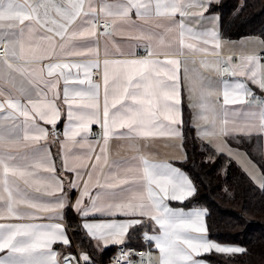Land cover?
<instances>
[{
  "label": "crops",
  "instance_id": "1",
  "mask_svg": "<svg viewBox=\"0 0 264 264\" xmlns=\"http://www.w3.org/2000/svg\"><path fill=\"white\" fill-rule=\"evenodd\" d=\"M217 1L211 0V4ZM18 2L25 5H35L38 0H18ZM39 2H44V0H39ZM72 2L76 3L79 0H72ZM190 2L191 6H187ZM200 2L206 4L207 0H200ZM52 3L63 5L65 8L68 6V0H52ZM92 3L94 11L89 10L88 0H84L81 15L77 17L72 25L68 26L69 32L65 34L63 39L56 35V29L59 23L66 22L57 15L54 9L49 10L47 20L43 16L44 9H40V19L44 25L43 27L36 24L35 20H25L23 24L18 20L0 21V36L3 37L0 39V44L2 40L5 41V56L0 58V90L4 93L0 95V101L7 100L9 98L8 94L11 93V97L20 98V103L26 105L29 109L28 117L21 115L19 110L8 109L7 105L0 111V155L5 157V163L10 167L24 173L23 176H20L9 172L7 174L9 187L13 189L14 197L22 195L24 199L33 203L54 204L58 198L65 199L63 208L50 211H40L30 208L27 204H19L16 206L18 212L33 215L9 218L5 207L7 193H3V185L0 184V193H3L5 197L4 200H0V215L5 217L0 218V224L5 225V227L8 225L46 226L59 224L65 230L70 241V247L61 242L51 245L52 251L57 253L56 259L59 264L69 252L75 255L88 254L77 246L71 236L66 221L69 211L79 217L81 228L97 253L118 245L109 243L105 246L103 240L93 239L87 235V230L83 228V224L123 223L126 222L128 217L120 212L115 215H104L96 212L84 217L80 211H77V201H80L81 209L90 208L92 200H96L97 204L111 202L105 199L104 194L106 193H113L120 188L128 189L132 185L143 184V181L133 179L134 176L142 173L143 166L140 160L136 159L138 156L142 155L153 164H170L185 173L178 166V163L185 158L183 138L179 136H156L148 139L110 138L105 153L101 154L100 149L104 146V133L101 124L103 120V72L105 61L111 63L127 59H152L163 62L166 59H179L181 67L178 80L179 104L177 107L180 111V119L183 121L186 110L189 116V124L201 141L233 160L257 187L262 188L261 184L263 183V176L257 164L244 150L231 145L229 139L255 136L261 140L264 133L256 134L253 131L250 135H244L240 132L221 135L219 131L220 129H228L231 132L234 128L243 129L251 127L252 124H259L258 115L260 102L264 101V90L257 83H253L249 77L251 72L254 71L257 80L264 79V62L259 57L264 54V40L257 36H248L238 40L222 38L218 28V16L209 13V7L205 11L204 8L197 6L196 0H133L134 4L141 6L139 8L131 7L127 16L120 14L124 9L117 7V5H128L129 0H103V3L102 0H92ZM158 3L161 5L160 14H157L156 11ZM172 3H180L186 14L181 15L179 11L174 14L171 13ZM104 4L109 7L102 11ZM26 10L30 11L27 8ZM138 13H143V15ZM52 20L57 21V24H53ZM98 20L110 22L111 29L99 32L97 28ZM82 22H85L84 28L91 27L93 23L95 24L97 29L95 36L77 37L69 42L76 45L85 43L94 45L93 51L79 57L63 55L67 45L64 48L61 45L69 40L73 29L83 30L78 28ZM181 24L184 30L183 37H181ZM28 26H31V28ZM48 28H52L53 31L49 32ZM21 29L25 30L23 39L18 35ZM212 30L217 33L219 48L214 47V41L210 36L205 37L202 35ZM14 33L17 35H13ZM181 39L184 41L183 45H181ZM205 39L208 40L207 44L204 43ZM188 44L193 45V47L188 48ZM52 46H54V50H52ZM176 49H180L185 54L179 56L169 54ZM44 50H51L53 57L59 56L60 59L54 61L33 59L34 54L38 55ZM129 51L133 53L132 56L126 55ZM149 51L153 53L152 56L148 55ZM121 53L125 55H121ZM252 55L257 57V63L241 64V61ZM229 57L233 61L232 71L225 72L224 69L230 67L224 63ZM50 62H77L86 65H99L98 68H89L88 72L92 83L99 84L97 103L101 122L90 124L89 131L81 130L79 135L72 139L66 137L64 133L77 126L80 121L76 119L68 120V105L64 103L63 89L67 86L72 94L75 92L87 93L89 91L87 82L83 84L75 82L78 79H85V70L83 68H72L70 71L63 70L72 78L73 82L65 85L61 78L57 88L48 91L43 83H39V78L42 65ZM9 64L12 65L11 68L8 67ZM223 66L224 68H222ZM170 67L169 65L156 66V70L161 73L159 79L165 80L169 84L172 81H167L164 72ZM217 67H219V71L216 70ZM185 68L188 70V80L195 87V92L191 97L185 82ZM112 71L113 69H110V114L115 113L117 109H121L122 103L130 104V101L124 100L122 103H117L115 108L112 107V88L116 80V77L111 75ZM95 72L98 73V77L93 80L92 77ZM43 79L52 80L54 77H48L45 69ZM29 81H32V83ZM238 83H243L246 89L251 92V95L246 94L241 89H235V85ZM202 84H210L211 89H202ZM225 84L228 85V90L231 93L230 98L235 97L241 102L224 104ZM115 86L118 87V85ZM36 87L46 92L49 100L52 99L54 92L59 96V99L55 100V105L59 108V119L54 127L52 124L45 123L44 120H41L38 115L32 112V105L28 103L27 99L22 98L20 90L24 89L31 94L33 100L40 101L42 97L35 95ZM209 91L211 94H209ZM202 94L203 99L201 98ZM117 98H119L118 94ZM75 99L78 104L74 105V116L92 111L91 108L84 107L85 104L91 103L88 96L75 97ZM204 101L211 105V110L208 112H202L198 106ZM191 105L197 106L192 107ZM39 108L41 111L49 112L45 104H39ZM8 113H12L11 118H8ZM253 114H255V117ZM201 116L206 118L201 119ZM48 118H51L50 112ZM160 123L167 125L168 121L163 120L161 116ZM194 124L199 128V132L193 127ZM172 127H178L183 133V123L178 126L172 125ZM36 128L46 130L48 132L47 138H41L38 141L25 140V135L33 137L37 134ZM116 132L126 133L127 129H116ZM41 149L48 151L49 164L54 170H49L47 165L37 167L40 163L39 152ZM97 156L101 157L99 161L96 160ZM130 168L140 169L141 172L129 171ZM3 175V169L0 168V177ZM117 177H129V180L125 184L118 185L117 188L107 187V184ZM70 183L75 184L76 187L69 189L68 185ZM57 184L61 185V190H56ZM85 185L87 186V194L81 200V193L85 191ZM66 193H70V198H65ZM130 194L137 197L143 196V203L145 205L150 204L146 188L134 189ZM164 203L173 210L182 209L188 212L193 209L176 206L180 203L175 201L165 200ZM194 208L203 209L200 207ZM153 214H155L154 211ZM137 218L145 222L144 227L140 230L141 239H143L144 231H147L149 235L161 234L159 226L154 221L148 220L146 217ZM204 223L206 225V215ZM138 228L140 226L129 229V234H136ZM189 235L199 238L201 234L190 233ZM133 236L135 235H131V239ZM16 239H23V237H16ZM127 242H129V239L125 238L124 243ZM221 245L240 247L230 244ZM181 247L185 246L182 245ZM46 251V249L37 248L33 255L38 257ZM210 253L216 252L203 253L194 258L199 261H207L205 256ZM7 255V249L0 252V256ZM160 256L161 253L155 247V242H153V249L148 254L150 264H160Z\"/></svg>",
  "mask_w": 264,
  "mask_h": 264
},
{
  "label": "snow or ice",
  "instance_id": "2",
  "mask_svg": "<svg viewBox=\"0 0 264 264\" xmlns=\"http://www.w3.org/2000/svg\"><path fill=\"white\" fill-rule=\"evenodd\" d=\"M103 3V0H102ZM197 6L204 8L205 11L211 6V0H207V3H201L200 0H196ZM88 6L90 11H94L92 0H88ZM141 5L134 4L133 0H129L128 5H117L122 7L124 11L120 13L123 16H127L128 11L131 7L139 8ZM191 6V2L187 5ZM84 7V0L73 3L72 0H68V6L65 8L63 5H57L52 3V0H44V2H38L35 5L32 4H21L18 0H0V21L3 20H18L21 24L25 20H35L36 24L43 27V23L40 19V9H44L43 16L45 20L48 19V13L50 9H54L57 15H59L66 23H59L56 29V35L62 39L65 34L69 32V25L81 15ZM109 7L107 4L103 5L102 11ZM30 9V11H27ZM161 5H156L157 14H160ZM179 11L181 15H185V9L180 3L171 4V13ZM143 15V13H138ZM53 24H57V21L52 20ZM82 22L78 28L83 30L73 29L70 33L69 40L65 41L61 45L62 48L67 45L66 51L63 52L65 56L79 57L84 56L88 52L93 51L94 45L85 44H71L69 41L74 40L77 37L84 36H95L96 26L93 23L91 27L84 28ZM31 28V26H28ZM181 37L184 35L183 25H180ZM52 32V28L47 29ZM25 30L21 29L19 36L23 39ZM107 34V33H105ZM17 35V34H13ZM205 37L210 36L214 41V47L219 48V42L217 39V33L215 30L202 34ZM3 37L0 36V39ZM51 40V38H49ZM204 43L207 44L208 40L205 39ZM184 44L181 39V45ZM188 48H192L193 45L188 44ZM147 48V46H146ZM54 50V46H52ZM107 51V49H106ZM171 55L179 56L183 55L180 49L173 50ZM121 55H125L121 53ZM127 56H132L133 53L130 51L126 53ZM149 56H152L151 51L148 52ZM34 60H59L60 57H53L51 50H44L38 55H33ZM6 62V61H5ZM257 57L255 55L248 56L245 60L241 61V64H253L257 63ZM187 63V62H185ZM230 67L224 69L225 72L232 71L233 61L231 57L224 62ZM157 65H169L171 66L167 71L164 72L167 81H172L171 84L165 80L159 79L161 73L156 70ZM12 67L11 64L8 65ZM98 64L86 65L77 62H50L42 65L39 78V83H43L48 91H53L57 88L59 80L62 78L64 84L67 85L73 82L72 78L65 73L63 70H71L72 68L85 70V79L76 80L75 82L83 84L85 82L89 85V91L87 93L75 92L70 93L67 86L63 89L64 103L68 105L67 116L68 120L73 119L79 120L80 123L74 128H70L69 131H65L64 135L69 139L79 135L80 131L85 132L90 130V124L100 123L99 116V105L97 103L99 84L92 83L89 68H98ZM181 67V61L179 59H166L163 62L155 61L152 59H127L118 60L114 62H104L103 72V84H104V102H103V120L101 127L103 129L104 137L103 144L100 152L105 153L110 138H151L156 136H168V137H181L183 133L178 127H172V125H180L183 121L180 119V111L177 107L179 104V91H178V80L179 71ZM46 69L48 77H54L52 80H44L43 72ZM110 69H113L111 75L116 77L114 86L112 88L113 99L112 107L115 108L117 103H122L124 100L130 101V104H123L122 108L117 109L115 113L110 114L109 111V84H110ZM219 71V67L216 69ZM185 82L188 87L189 96L191 97L195 92V87L191 81L188 80V70L185 68ZM253 83H257L259 87L264 90V79L257 80L256 73L251 72ZM32 83V81H29ZM115 85H118L116 87ZM201 88L211 89V85H201ZM235 89H241L246 94L251 95V92L246 89L243 83L235 85ZM131 90V91H130ZM22 98L27 99L28 103L32 105L31 111L39 116L45 123L52 124L53 127L59 119V108L55 105V100L59 99V96L54 92L51 100L47 99V93L38 87L35 88V95L42 97L40 101L32 99L31 94L26 90L21 89ZM3 91L0 90V95H3ZM117 94L118 97L117 98ZM209 94L210 91H209ZM9 98L4 101H0V111L7 105L8 109L19 110L20 114L28 117L29 109L26 105L20 103V98L11 97V93L8 94ZM88 96L91 103L85 104V108H91L92 111L87 114H80L74 116V105L78 104L75 97ZM231 97V93L228 90V85L225 84V90L223 93L224 104L241 102L235 97ZM203 99V94L201 95ZM45 104L50 112L51 118L49 119V112L41 111L39 104ZM196 107L197 105H191ZM202 112H208L211 110V105L204 101L198 105ZM163 120L168 121L167 125L160 123V117ZM255 117V114H253ZM12 117V113H8V118ZM201 119H205V116H201ZM259 124H252L249 128L238 129L234 128L231 132L228 129H220L219 134L231 135L236 132H240L244 135H250L253 131L256 134L264 133V101L260 102V111L258 115ZM197 132L199 128L194 124ZM116 129H127V132H116ZM36 135L29 137L24 136L25 140L33 139L38 141L41 138L46 139L48 132L44 129L36 128ZM111 134V136H110ZM182 146V145H181ZM255 151L261 158H264V137L257 142ZM100 156L96 157L99 161ZM136 159L140 160L142 164V173L138 176H134L133 179L141 180L143 184L132 185L128 189L120 188L118 191L113 193H106L104 197L106 200L111 201L109 203L97 204L96 200L91 201V207L81 209L80 201H77V211H80L82 216L87 217L90 214L99 212L104 215H115L120 212L128 217L126 222L123 223H84L83 228L87 230V235L96 240H103L105 246L109 243L122 244L125 242V238L131 239L129 229H135L137 226L144 227V220L138 219L137 217H146L148 220L154 221L161 230L160 235H149L147 231H144L143 239L149 244L155 242V247L159 249L160 264H208L207 261H199L194 257L199 256L203 253H209L215 251L216 253L222 254H237L244 253L246 249L235 246H222L219 243L211 241L208 236V228L204 223V217L206 210L193 208L191 211L185 212L182 209L173 210L167 204L165 200L184 203L185 200L194 196L197 192L196 187L189 177L183 173L180 169L173 167L170 164H153L142 155ZM40 163L37 167L47 165L49 170H54L49 164V153L46 149H41L39 152ZM0 168L3 169L4 175L0 177V184L3 185V193H7V204L6 212L7 217L19 218L24 214L16 210V206L19 204H27L30 208L37 209L40 211H50L53 209L63 208L65 206V199L58 198L54 204H40L33 203L29 200L24 199L22 195L17 197L13 196V189L9 187V181L7 174L11 172L13 175L19 174L23 176V172H19L16 168L10 167L5 163V157L0 155ZM71 170V169H69ZM129 171L141 172L140 169H132ZM129 180V177H117L112 179L107 187L117 188L120 184H125ZM264 187V183L261 184ZM69 189L76 187L75 184L70 183ZM146 188L147 198L150 201L149 205L143 203V196H132L130 193L136 189ZM39 190V189H37ZM56 190H61V185H56ZM3 193H0V200H4ZM87 194V186L85 185V191L81 193V200L83 196ZM65 198H70V193L65 194ZM153 211L155 214H153ZM244 211H247L245 209ZM0 218H5L0 215ZM190 233L201 234L199 238L192 237ZM16 237H23V239H16ZM56 242H61L66 246L70 247V241L65 233V230L59 224L46 225V226H35V225H5L0 224V252L5 249L8 250L7 256H0V264H59L56 259L57 253L52 251L51 245ZM185 247H181V246ZM37 248L46 249V252L41 253L40 256H34L33 252ZM19 254V255H17ZM147 256V253L145 254ZM126 258V257H124ZM64 264H94L90 256L86 253H80L79 255H73L71 252L63 258ZM144 264V261H141ZM150 264V261H149Z\"/></svg>",
  "mask_w": 264,
  "mask_h": 264
},
{
  "label": "trees",
  "instance_id": "3",
  "mask_svg": "<svg viewBox=\"0 0 264 264\" xmlns=\"http://www.w3.org/2000/svg\"><path fill=\"white\" fill-rule=\"evenodd\" d=\"M218 16L219 32L227 40L257 36L264 40V0H218L208 8ZM255 136L229 139L231 145L244 150L261 170L264 183L263 158L255 151ZM183 148L185 158L178 166L189 176L197 192L182 208L206 210L210 240L237 245L244 253H210L209 264H264V187H257L247 174L230 158L201 141L183 115ZM247 209V211H244ZM67 226L77 246L87 252L95 263H106L114 247L97 253L81 228L77 215L67 213ZM138 228L126 244L140 246Z\"/></svg>",
  "mask_w": 264,
  "mask_h": 264
},
{
  "label": "built area",
  "instance_id": "4",
  "mask_svg": "<svg viewBox=\"0 0 264 264\" xmlns=\"http://www.w3.org/2000/svg\"><path fill=\"white\" fill-rule=\"evenodd\" d=\"M111 26L112 25L110 22L103 20L97 21V28L99 32L110 30ZM4 44L5 41L2 40L0 44V58L5 56ZM259 57L261 61L264 62V54H261ZM222 68H224V66ZM97 77H98V73L95 72L92 79L96 80ZM152 249H153V242L149 244V242L145 241L144 239H142L140 246L129 245L126 243L118 244L114 246L113 252L109 256L106 263L95 262L94 264H141L142 260L144 261V264H149L148 254ZM146 253L147 256L145 255ZM63 258L61 260V264H64ZM81 264H83V261H81Z\"/></svg>",
  "mask_w": 264,
  "mask_h": 264
}]
</instances>
